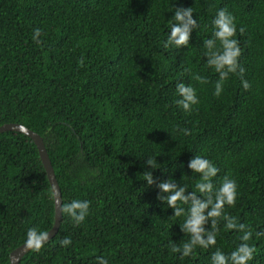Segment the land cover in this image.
Here are the masks:
<instances>
[{"label":"trees","instance_id":"16d2710c","mask_svg":"<svg viewBox=\"0 0 264 264\" xmlns=\"http://www.w3.org/2000/svg\"><path fill=\"white\" fill-rule=\"evenodd\" d=\"M175 7H192L200 26L188 47L165 49ZM221 8L236 17L251 88L230 74L217 98L219 76L206 65L203 41ZM37 28L42 45L32 38ZM178 82L196 89L200 103L190 114L175 103ZM7 123L43 137L62 204L90 201L83 223L63 215L58 233L20 264H98L97 256L109 264H211L212 252L230 253L240 233L221 224L214 248L181 260L170 244L188 239L184 217H172L157 185L170 178L193 190L199 174L188 162L206 157L220 169L217 187L225 174L238 183L237 204L226 211L264 231V0H0V126ZM146 170L156 184L147 185ZM51 190L34 140L1 132L0 264H10L29 228L53 227ZM65 237L72 244L62 247ZM250 243L257 249L250 264H264V236Z\"/></svg>","mask_w":264,"mask_h":264},{"label":"clouds","instance_id":"9594fccd","mask_svg":"<svg viewBox=\"0 0 264 264\" xmlns=\"http://www.w3.org/2000/svg\"><path fill=\"white\" fill-rule=\"evenodd\" d=\"M213 32L211 38L203 41L206 65L214 69L219 79L215 83L213 95L219 98L224 91V83L230 74H236L241 77V83L244 90H249L251 84L243 79L245 68L240 64L242 48L237 37L236 17L221 8L217 11L213 21ZM197 19L193 16L192 7H175V11L169 22L170 35L163 43L165 49H181L188 47L191 41L193 29L199 28ZM245 28L240 27L239 33L243 35ZM41 29L37 28L33 32V40L38 45L43 41L39 39ZM79 66L84 67L83 58L79 60ZM185 72H191V68H185ZM191 78L200 84H207L208 79L199 73H192ZM178 99L175 101L184 112L191 113L193 106L200 103L196 94V89L191 85L178 82L176 86ZM184 135H191L187 128L179 129ZM151 169H157L156 160L149 157L145 161ZM188 168L192 173L199 174V179L189 191L187 185L179 184L172 179L161 181L157 187L160 189L157 199L164 202L167 207L174 210L172 217H184L180 228L188 239L181 244L171 243L170 252L179 254L181 260L194 255L199 247L202 249L214 248L217 244V236L221 232V224L224 230L236 231L240 243L230 253L225 254L222 250L216 249L211 254V264H250L254 259L257 249L253 243V237L258 239L264 236V231H254V229L245 223L238 222L237 218L226 211V208H234L238 199V183L231 174H225L217 187L214 184L220 172V169L208 158L195 155L189 162ZM165 170V169H164ZM166 171V170H165ZM144 180L148 186L156 184L152 171H144ZM52 194L56 196L55 185L52 187ZM90 201L72 200L70 203H64L60 206V212L72 219L75 225H80L89 215ZM210 224V227L208 225ZM50 239V233L47 231H38L32 227L27 231L25 241L26 250L40 252L45 243ZM72 244L70 237L60 240L62 247ZM98 264H109V261L97 256Z\"/></svg>","mask_w":264,"mask_h":264},{"label":"water","instance_id":"95a60500","mask_svg":"<svg viewBox=\"0 0 264 264\" xmlns=\"http://www.w3.org/2000/svg\"><path fill=\"white\" fill-rule=\"evenodd\" d=\"M8 130H16V131L23 132V133L27 134L28 136H30L34 140L35 144L38 147L40 157H41L42 162L44 164V167H45V170L47 172L51 186L53 187V184L55 185V190L57 193V195L54 196V200H55V221H54L53 227L48 231L50 233V239H51L58 233L60 226H61L63 214L60 212V206L63 203V199H62L61 188H60L57 176H56V172H55L53 163H52L51 158L49 156L45 141L39 133H37L34 130H31L28 127H26L22 124H19V123H7V124L0 126V133L4 132V131H8ZM28 251H30V250H26L25 243H23L22 245L15 248L10 253V264H20L22 258L25 256V254Z\"/></svg>","mask_w":264,"mask_h":264}]
</instances>
